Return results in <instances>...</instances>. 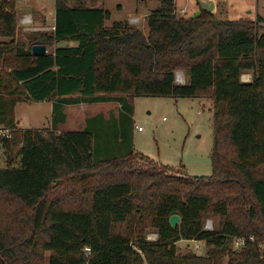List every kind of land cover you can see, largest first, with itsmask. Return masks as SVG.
<instances>
[{"label": "trees", "instance_id": "1", "mask_svg": "<svg viewBox=\"0 0 264 264\" xmlns=\"http://www.w3.org/2000/svg\"><path fill=\"white\" fill-rule=\"evenodd\" d=\"M16 4L0 0V126L12 130L1 143L0 264H221L223 256L264 264L263 18L223 19L205 8L183 17L175 0H160L146 33L125 21L106 26L104 8L55 0L53 32H30L26 43ZM62 41L77 44L32 54L34 44ZM178 70L186 82L176 81ZM139 96L212 99L211 175H177L134 150ZM25 101H52L53 128H19L15 107ZM110 101L118 117L55 130L66 105ZM114 131L125 143L116 156ZM211 213L220 217L212 230L204 226ZM151 228L157 240L147 239ZM236 237L245 246L227 249ZM182 239L212 248L178 254Z\"/></svg>", "mask_w": 264, "mask_h": 264}, {"label": "rangeland", "instance_id": "2", "mask_svg": "<svg viewBox=\"0 0 264 264\" xmlns=\"http://www.w3.org/2000/svg\"><path fill=\"white\" fill-rule=\"evenodd\" d=\"M18 1V0H17ZM48 7L44 13L40 12L34 18L35 24L44 25L41 32H53L55 0H45ZM44 0H19L20 8L17 15L18 24L20 23L21 13L31 4L39 6V2L44 4ZM69 6L85 5L90 7H101L110 12V17L106 20V26H112L116 21H125L130 25L139 28L147 33L148 27L146 16L160 6V0H66ZM187 0H175L176 12L179 16H194V12L187 6ZM197 8L199 3H212L211 0H189ZM187 3V4H186ZM259 3V4H258ZM216 7L212 10L218 18L237 19L239 17L256 19L261 16L264 20V0H222L214 4ZM178 6V7H177ZM184 6H187L184 8ZM185 10L181 13V8ZM248 9V10H246ZM248 11V12H247ZM39 13V12H38ZM41 16V18H40ZM44 19V23L41 20ZM132 18H138L137 22H132ZM264 28V21L261 23ZM23 31L19 27L18 37L26 43L33 42L31 33ZM33 33V32H32ZM77 42L68 41L66 45H76ZM62 46V45H61ZM64 46V45H63ZM55 43L47 44L48 52H53ZM187 71L178 70L176 72V81L184 83L188 80ZM242 80L252 81V72L245 71L242 74ZM52 102V101H49ZM51 105L46 101L37 103L32 101L20 102L15 108V117L18 118L21 129H51L52 114ZM120 104L110 103H79L66 105L64 112L66 114L64 122L55 126L57 132L68 130H80L87 124V119L95 115H103L105 118L118 117ZM37 127V128H35ZM138 127H142L139 130ZM117 133H112L113 149L110 152L113 155H119L124 152L125 143L117 141ZM117 135V134H116ZM131 141L133 148L149 159L153 160L159 168L164 165L170 166L171 173L182 175H211L212 148H213V112L212 99L192 98V97H151L139 96L134 101L133 127L131 132ZM118 142V143H117ZM7 166V154L0 148V167ZM75 205V204H74ZM220 217L215 214L205 216V228L214 229L218 226ZM147 239L154 241L158 239V233L155 229H147ZM238 238V237H236ZM232 238L226 244L227 249L241 250L242 244L237 243V239ZM177 253L185 254L194 252L198 255H206L212 246L199 240H180L176 244ZM228 256H223L221 264H227Z\"/></svg>", "mask_w": 264, "mask_h": 264}, {"label": "crops", "instance_id": "3", "mask_svg": "<svg viewBox=\"0 0 264 264\" xmlns=\"http://www.w3.org/2000/svg\"><path fill=\"white\" fill-rule=\"evenodd\" d=\"M19 1V0H18ZM18 1H17V15L19 14V10H20V8H19V6H18ZM21 1H23V0H21ZM34 1V0H33ZM45 1V0H44ZM219 1H221L222 2V0H211V2H212V4H216V3H218ZM260 1V0H259ZM186 2H189V5L187 4V6L188 7H190L191 8V5H192V11L194 12V16H196V15H199L200 14V12H201V10H202V8H203V6H202V3H199V2H197V8L195 9V6H193V4H191L190 2L191 1H189V0H187ZM259 4V3H258ZM187 6H184V8H186ZM46 7H48V2H44V4L42 3V2H39V6L38 5H36L35 3H31L21 14V16L19 17L20 18V23H21V27H22V29H23V31H29V32H35V31H42V29H44V25H40V24H35V22H37L36 20H35V16L37 15V14H40V12H42V13H44L46 10ZM178 7V6H177ZM188 7H187V9H188ZM214 7H216V5H214ZM183 8V7H182ZM181 8V9H182ZM246 10H248V9H246ZM249 11V10H248ZM247 11V12H248ZM39 12V13H38ZM24 16H27V17H30L31 18V22L30 23H28V24H22V22H21V19L24 17ZM40 18H41V16H40ZM44 19L45 18H42L41 20L43 21V23H44ZM53 23L55 24V15H54V18H53ZM53 24V25H54ZM67 44V41H62V42H58V43H55V47L56 46H65ZM48 51V50H47ZM43 102H46V101H40V102H37V103H43ZM50 105H51V108H52V102H49V101H47ZM111 102V101H110ZM110 102H104V103H110ZM17 106V105H16ZM16 108V107H15ZM52 115V114H51ZM51 119H52V116H51ZM17 120V124L19 125V119L17 118L16 119ZM34 128V127H33ZM35 128H37V127H35ZM25 129H30V128H25ZM81 130V129H80Z\"/></svg>", "mask_w": 264, "mask_h": 264}, {"label": "water", "instance_id": "4", "mask_svg": "<svg viewBox=\"0 0 264 264\" xmlns=\"http://www.w3.org/2000/svg\"><path fill=\"white\" fill-rule=\"evenodd\" d=\"M203 8L207 9L208 11H212L214 9V4L212 3H202ZM47 46L45 44H34L32 46V54L35 56H43L47 54ZM180 216L178 214H173L170 216V224L173 228H176L180 223Z\"/></svg>", "mask_w": 264, "mask_h": 264}, {"label": "built area", "instance_id": "5", "mask_svg": "<svg viewBox=\"0 0 264 264\" xmlns=\"http://www.w3.org/2000/svg\"><path fill=\"white\" fill-rule=\"evenodd\" d=\"M179 11L184 12L185 10L182 8L180 9ZM132 22H137L138 21V18H132L131 20ZM21 22L22 24H28L31 22V18L30 17H27V16H24L22 19H21ZM55 27H53V30H54ZM139 130H142V127H138ZM11 131L10 129H7V128H4L2 126H0V148H1V143L2 141L6 138V139H9L11 137ZM237 239V243L238 244H242V246L244 247L245 246V243H246V239L243 238V237H238L236 238ZM251 240H253V236L250 237ZM88 249V248H87ZM89 250V249H88Z\"/></svg>", "mask_w": 264, "mask_h": 264}]
</instances>
